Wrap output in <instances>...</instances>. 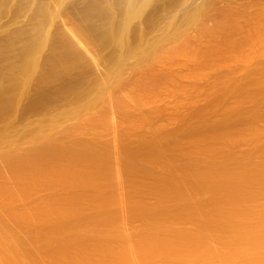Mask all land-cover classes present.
Listing matches in <instances>:
<instances>
[{"label":"bare ground","instance_id":"bare-ground-1","mask_svg":"<svg viewBox=\"0 0 264 264\" xmlns=\"http://www.w3.org/2000/svg\"><path fill=\"white\" fill-rule=\"evenodd\" d=\"M179 2L0 0V264H264V156L230 150H260L261 131L218 121L200 153L169 128V27L193 9Z\"/></svg>","mask_w":264,"mask_h":264},{"label":"rangeland","instance_id":"rangeland-1","mask_svg":"<svg viewBox=\"0 0 264 264\" xmlns=\"http://www.w3.org/2000/svg\"><path fill=\"white\" fill-rule=\"evenodd\" d=\"M178 1H180V0H178ZM182 1L183 0H181V2L177 3L176 5L171 6L170 7V11L172 13L178 11L179 10V7L178 6L182 3ZM191 5H193V9H195V8L197 9L196 12H195V10L192 9L187 14H185L183 16H180L178 18H175V20L177 19L176 21L178 23L181 22V17H182V21L183 20L184 21L181 22L180 24H178L177 22H175L173 20L172 21L173 24L172 23L170 24V27L171 28L169 27V30H171V31H169V35L171 36V34H172L171 40H169V45H170V48H171L172 53L173 52L174 53L171 54V57H170V59H171L170 62L171 63H169V65H170L169 72L170 73H169V76H168V83H170L169 88L171 90V93H172V91H174V92L177 91V92L172 93V98H171V95H170L171 93L169 94L170 97L168 98V103H169L170 106L169 105L168 106L170 107L171 110L168 109V111L170 112V113H168L169 114L168 115V119L170 120L169 123L173 122L175 120V118H176V120H179V124H178V121L176 122V120H175L173 122V124H175V125L171 124L169 126V128L172 127L171 128L172 129L171 131H174L175 132L176 130H178V128H176L174 126H177V124H178L177 127H179V129H180L182 127L180 125H182L184 123L185 124L183 126V128L185 130L184 132L188 131V129H189V131L186 132V133L183 132L181 134V137H180L181 140H179V141L182 142V144H186V143H183V142L186 141L187 142V145H186L187 147H188V144H189V147H190V145L191 144L193 145L194 143L197 146V144H198V141H196L197 139L194 140V139L189 138V137L194 136V135H198V138L200 137V139H199L200 144H203L202 145L203 147L202 146L200 147V145H199L200 148H198V150H199L200 153H202L203 152L202 150L206 148L205 146L210 145L209 142H212L213 143V144L211 143V145H213L214 148H216L217 146H219L218 144H215V143H217L216 139L219 141V144H220V140L218 138L220 136H222L220 134L224 130L227 129V128L224 129L225 126H226V122H228L227 123L228 128L229 127L233 128L232 127L233 126L232 121H234L233 119H235V120L236 119L237 120L242 119L241 120L242 122H243V119H246V122H249L247 124H246V122H244L246 125H248V126H246V128H248V127L251 128L252 127V130L248 129L250 131L249 133H253V130L255 129L254 130V133L252 134L253 136H256V134H255L256 131H261L260 133H262L263 136H264V133H263L264 132L263 131L264 130V0H191ZM193 12H195V14H193ZM192 14H193V16H191ZM186 15H187V17H186ZM189 15H190V17H189ZM184 16H185V18H183ZM179 20H180V22H179ZM175 23H176V25H175ZM195 35H197V37ZM172 44L175 45V46H173ZM171 45H172V47H171ZM192 47L194 48V50L192 49ZM186 49L189 52H187ZM196 49H198V50H196ZM175 50H176V52H175ZM192 50L193 51L196 50V51L193 53ZM177 52L179 54H181L183 52V54L179 55ZM177 54H178L179 57L177 56ZM207 54L209 55V57H207L208 56ZM186 55H188V56H186ZM185 56H186L187 59L184 58ZM190 56L191 57L193 56V57L191 58ZM181 57H183V58H181ZM205 58H207V60ZM180 60H182V61H180ZM212 60L214 62H211ZM185 61H186V63H185ZM192 61H193V63H192ZM175 63L177 65H175ZM179 63H182V64H179ZM202 63L204 65H206V66L204 67V65ZM188 65H189V68H188ZM197 66H200V67H197ZM211 66H213L214 68L211 67ZM173 67H175V68H173ZM181 67H183V68L181 69ZM185 67H187V68H185ZM216 67H218L220 70L217 69V70H219V71H217L215 69ZM205 68H208V69H205ZM212 69L214 70V72L211 71ZM173 70H174V72H173ZM185 70H186V72H184ZM193 70L195 71V73H196L197 70L200 71V73L199 72L196 73V74L199 73L198 74L199 76L202 75V73L205 74L204 76L202 75L204 78L201 77V76L200 77L197 76L196 77V80H195L194 77H195L196 74H193L194 73ZM205 70L207 71V74H206V71ZM187 71H189V73ZM172 72H173V74L176 72L175 73V76L172 74ZM190 73H192V75H194V76H192ZM185 74L187 76L190 75L193 78H191L190 76H188V77H190L189 78L190 80H189V79H187V76ZM207 75H209V76H207ZM216 75H218V77H216ZM171 77H173V79ZM222 77H224V78H222ZM229 77H231V78H229ZM211 78H213V79H211ZM191 79H193V80H191ZM197 79H198V81H197ZM210 79H211V81H210ZM219 79H221V80H219ZM228 80H230L231 82L228 81ZM169 81H171V82H169ZM173 81H176V82L173 83ZM177 81H179V82H177ZM188 81L189 82L191 81V82L189 83ZM213 82H214V84H212ZM215 83L218 86H214ZM256 83H258V85L261 86V90L259 89L260 86L257 87V84ZM208 84H209V86H208ZM230 84H232V85L230 86ZM224 85H226V86L224 87ZM186 86H188L190 89L188 87L186 88ZM172 87H174V88H172ZM217 87H219V89H217ZM183 88L184 89L186 88V89L183 90ZM172 89H175V90H172ZM179 89L181 91L182 90L183 91H186V93L185 92L182 93L181 91H179ZM187 89H188V91H187ZM200 89H203V90L199 91ZM221 89L224 92H220V91H222ZM228 89H231V90H228ZM216 92H218L220 95H221V93H223V94H225L226 97H227V95H230V96H228L230 98L229 99H228V97L226 99L224 98V100H225V103H224L223 102L224 100H221L222 97L220 95H218V93H216ZM225 92L228 93V94H226ZM193 93H196V94L194 95ZM205 93H207V94H205ZM127 94H129V93L127 92ZM174 94H176L177 97ZM184 95L186 96V98H184ZM173 96H175V97L173 98ZM210 96H211V98H210ZM214 96L215 97L217 96V97L215 98ZM219 96L221 97V99L219 98V101L222 102L223 105H222V103L221 104H219V103L216 104L214 102V100L215 99H218ZM189 97H191L190 100L187 99ZM205 97L207 99H204ZM223 97H224V95H223ZM171 99L174 100L175 103ZM179 99H181V100H179ZM191 100H192V102H191ZM200 100H201V103H200ZM212 100H213L214 104H212ZM226 100L227 101L230 100V102L232 104V107L233 106L234 107L235 106L236 107L238 106V108H236V107L234 108L233 107L234 111L236 112V113L234 112L235 115L238 113L239 109L242 110L243 108H244V110H248L247 113H249V111H250V114L251 113L252 114L251 115L244 114L246 111L243 113V111H244L243 110L242 113H243L244 116H241L242 113L240 112L241 114L239 116H236V117H239V118H236L235 116H234L235 118H230V116L233 117V115H234L233 112H232L233 109H232L231 106H229L230 104L228 105V107L227 106H224V104H227V101ZM202 101H204V102H202ZM205 101H206V103H205ZM208 101L210 102V104L208 103ZM217 101L218 100H216V102ZM234 101H235V103H232ZM240 101H242L241 104L243 106L240 105ZM193 102H194V104H196V103L197 104L194 105V104H192ZM230 102L228 101V103H230ZM204 103H205V105H204ZM237 103H239V105H236ZM181 104H182V106H181ZM172 105H174L175 107L172 106ZM192 105H194V107ZM212 105H213V107H215V106L218 107V108L217 107H215V108L212 107L214 109V110L212 109V111H214V112H210ZM177 106H179V107L177 108ZM180 106H181V108H180ZM219 106L223 110H221L219 108ZM225 107H227L229 110L227 108H225ZM175 108H177V109H175ZM189 108L191 109L190 112H188L189 111ZM192 108H193V111H192ZM182 109L185 110V113H184V110H182ZM205 109H207V110H205ZM218 109L220 111H222L221 112L222 118H220L221 116H220V114H218L219 113V110ZM226 109L229 112H231L233 115L230 114V113H228V111ZM186 110H187V112H186ZM195 110H196V112H195ZM225 110H226V112L224 113L223 111H225ZM205 111L208 113L209 117L207 116V113H204ZM182 112L184 114H182ZM193 112L196 113L195 114L196 115L195 118L193 116L194 115ZM198 112H200V113H198ZM201 112L203 114H201ZM179 113H180V115H179ZM188 113H189V115H188ZM212 113L218 114L219 120H218L217 117H215L216 116L215 114H214L215 116L213 115V117H212L211 116ZM222 113H224V114H222ZM226 113H228L227 115L229 116V118H226L227 117ZM170 115H173V116L171 117ZM198 115H200L201 117L204 116L203 119L206 116L207 117L203 120ZM225 115H226V117L224 118ZM191 116H192L193 119L190 120V117ZM250 116L251 117H253V116L256 117V119H257L256 122L257 123L256 122H253V120H256V119L254 117H253L254 119H252V118H250ZM169 117H171V119ZM178 117H180L181 119L178 118ZM199 117H200V120L202 122L200 120L198 121L196 119V118L199 119ZM210 117L213 119L214 122L212 121V119ZM240 117H242V118H240ZM215 118H217V121H216ZM207 119H208V121H207ZM193 120H195V122ZM148 121H145V122H148ZM210 121L213 124H211ZM218 121H219V124L217 125ZM220 121L222 123H224L225 125L223 126ZM241 121H239L240 124L242 123ZM186 122H188V123L186 124ZM204 122H206V125L208 127L207 126H203ZM207 122L209 124H211V125H208ZM230 122H231V124H230ZM192 123H195L196 125L200 124V125H198L199 128H196L195 127V124H193L194 126L190 125ZM214 123L217 126L221 125L220 126V129L223 127L222 129H224V130H220L217 126L214 127L213 126ZM236 123H238V122L236 121ZM252 123H253V125H252ZM146 124H149V122L146 123ZM153 124L155 125V123H152V125ZM240 124L238 125V124H235L234 123V125H236V126L238 125L239 127H241ZM245 124H244V127H245ZM157 125L160 126L159 124H157ZM158 126L155 127L157 129H154L153 128V130H157L158 131L159 130V127ZM200 126H202V127H200ZM210 126H212V127H210ZM152 127H154V126H152ZM190 127H192V129ZM203 127L205 128V130L203 129ZM237 127L235 129L238 131ZM244 127H243V129L245 130ZM195 128L198 131H196ZM209 128H210V130H208ZM243 129H241V130L243 131ZM191 130H193V131L195 130L194 132L193 131L191 132L192 135L190 134V131ZM206 130L209 131V132L211 131L210 133H212V131H214V133L215 134L217 133L219 135V137L217 136V134L216 135L214 134L217 137L214 138L215 136L213 135L214 136L213 137L214 139L211 141V138L208 137V134H209V136H211V134L208 133ZM217 130L220 131V132H218ZM228 130H230V129H228ZM236 130H234V128H233V129L230 130V133H234V135L237 136L238 138L243 137V138H241V140H243V139L246 138V135H244L243 133H245V134L247 133V135L249 136V133H248V130L247 129H246L247 132H245L246 130L243 131V133H242V131H240L241 132L240 134H242L243 136L242 135L240 136L239 134H237V133H239V131L237 133H235ZM239 130H240V128H239ZM204 131L207 132V133L205 134ZM226 131H225V133H227V132L229 133V131H227V132ZM159 133H161V132L158 131V134ZM194 133H196V134H194ZM225 133H223V135H225ZM257 133L260 134L259 132H257ZM201 134H203L202 136H204V134H205L208 137V140H207V143L206 144L203 143V142H205L206 141L205 139H207V138H205L206 136H204L202 138L201 137ZM227 134L225 136H228ZM262 134H260V135H262ZM231 135L233 136V134H230L229 136L232 137ZM182 136H184V137L186 136L189 141H187ZM248 136H247L246 139H248ZM263 136L262 137L260 136V138H264ZM237 137H236V139L234 137H232V139H234L235 141L239 142L237 140ZM257 137H258V135H257ZM250 138L251 137L249 136L248 141L250 140ZM241 140H240V142H241ZM254 140L255 139H253V142H255ZM213 141L214 142L216 141V142L214 143ZM248 141L247 142L245 141V142L249 145L250 141H249V143H248ZM260 141L261 142L258 143L259 145L262 143V140L261 139H260ZM240 142H239V144H240ZM253 142H251V144ZM243 143L240 144V146L239 145H236V146H233L232 148L230 147V150H232L231 153L234 154V155L236 154L235 156L238 155V157L239 156H242L243 152H241V149L244 150L243 146L245 145L244 147H246L248 149V151H246V149H245V152H244L243 155H248V156L250 155V158H251V156H252V158H254V157L257 158V157H259L261 155L264 156V154L261 153V152H264V151H262V150H264V147L263 146H262L263 148L261 149V146L258 145V148H260V150L259 149L257 150L253 146L254 145L253 144L252 146L254 148L251 147V149L253 148L254 151L257 150V151L260 152V153L259 152L256 153L254 151L252 152V150L248 148L251 145L250 146H246L247 144H243ZM263 143H264V139H263ZM234 144H236V142H234ZM232 145H233V143H232ZM196 146H195V148H196ZM255 146H257V145H255ZM209 147L210 146H207V148H209ZM239 147H242V148H240V150H238L239 151L238 152V151H236L237 150L236 148L239 149ZM121 148H122V146L121 147L119 146V148L113 147V149H115V150H110V152L113 151L115 153V151L118 150V149L119 150H122V151L124 150L123 152L120 151L121 153H124L122 155H126V156L128 155L127 156L128 160H131L129 157H131L132 152L134 151V150L132 151V149H131L133 147H131V148L130 147H127L128 149L127 148L125 149V146H123L124 149L123 148L121 149ZM233 148H234V150H233ZM192 149L193 150H197V149H194V147ZM125 151L128 152V153L125 154ZM129 153H131V154H129ZM252 158H251V160L253 162V159ZM256 158H255V161L257 159H259V158H257V159ZM248 160L250 161V159H248ZM256 162L258 163V160ZM180 173L181 172L178 173V177H180V175H181V177H183L182 175H184V174H182V173L180 174ZM189 174L191 175V173H189ZM44 193L45 192L42 191L41 194H44ZM31 203H32V199H31Z\"/></svg>","mask_w":264,"mask_h":264}]
</instances>
